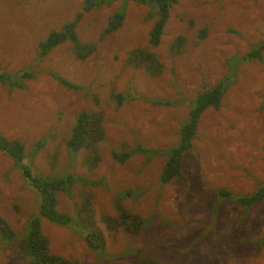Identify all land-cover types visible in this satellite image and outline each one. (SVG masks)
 Masks as SVG:
<instances>
[{
	"label": "rangeland",
	"instance_id": "obj_1",
	"mask_svg": "<svg viewBox=\"0 0 264 264\" xmlns=\"http://www.w3.org/2000/svg\"><path fill=\"white\" fill-rule=\"evenodd\" d=\"M105 3L82 12L83 0H0V72L17 82L32 76L19 82L22 90L0 83V139L22 145L21 166L32 176L76 177L68 195L57 194V209L75 217L89 201L106 241L99 259L74 228L42 220L50 253L69 264H264V200L245 210L217 194L248 195L264 185V50L261 58L238 62L264 41V0H178L155 47L148 42V7L135 0ZM116 13L121 26L108 32ZM72 22L93 54L84 57L68 39L41 59L38 42ZM178 37L185 42L174 54ZM136 49L157 56L160 74L127 65ZM221 81L228 85L219 109L202 113L193 148L182 156L184 180L161 184L191 102ZM114 94L127 97L119 107ZM85 112L105 116L93 170L84 151L68 149L76 117ZM136 148L155 154L134 153L123 164L111 157ZM125 192L131 196L122 206L148 221L137 235L109 232L103 222L117 217L115 199ZM38 205L16 161L0 151V216L17 235L11 243L0 240V264H28L18 242L28 221L38 218Z\"/></svg>",
	"mask_w": 264,
	"mask_h": 264
},
{
	"label": "trees",
	"instance_id": "obj_2",
	"mask_svg": "<svg viewBox=\"0 0 264 264\" xmlns=\"http://www.w3.org/2000/svg\"><path fill=\"white\" fill-rule=\"evenodd\" d=\"M139 5H145L149 8V17L153 20V25L149 31V45L158 46L161 37L164 33V28L169 19V12L173 5H176L178 0H135ZM108 3V2H107ZM105 0H83L82 12H89L93 8L107 4ZM110 5V4H108ZM78 14L76 21L80 18ZM123 21L120 14H114L109 19L108 32L115 31L121 26ZM75 22H72L59 32H50L46 38L39 41L37 44L38 56L45 58L58 45L66 40H71L77 48L84 50V57H90L95 50L93 47L84 46L78 41L75 31ZM205 30H202L203 33ZM107 32V33H108ZM201 35L203 36V33ZM201 36V37H202ZM185 42L183 37L175 39L171 45V52H177L182 49ZM86 47V48H85ZM262 50H264V41L260 44L258 50H252L244 55L238 62H245L261 58ZM128 66L135 68H143L151 76H157L162 70V65L157 60V56L148 52L146 49H136L129 53L126 60ZM54 77L59 84L67 88H75L74 85L68 83L61 77ZM231 77V76H228ZM18 78L28 80L32 78L31 75L22 74ZM9 75H4L0 72V83L13 87L12 89L22 90L24 87L21 81H11ZM227 82L221 81L218 85L206 89L199 93L197 97L191 102L192 107L189 112L187 120L180 126L178 134V144L175 148L167 154V161L163 166L160 174V182L167 185L174 181H183V173L181 171V159L184 153L190 152L193 148L192 141L196 136V131L200 116L208 109H219L220 101L225 93ZM126 96L122 94H114L113 100L116 106H121L126 101ZM154 104H161V102L152 101ZM105 116L102 112H85L76 117V122L72 130L71 138L68 142V149L71 153L84 151V163L89 170L98 167L100 157L97 151L98 144L104 138V123ZM22 145L17 143H8L0 139V151H3L10 157L11 160L16 161V166L26 184L38 196V218L30 219L27 228L23 233L22 239L18 242V249L25 254L28 264H69V262L60 256L50 253L49 242L41 230L42 220L58 226L74 228L77 234L80 235L88 250L95 253L99 259L105 256L106 241L103 232L95 226L94 213L91 209L89 201H85L79 213L75 217L60 212L57 209L58 198L57 194L62 192L68 195L72 186L76 183V177L68 175L57 179H46L43 177L32 176L30 170L21 166L24 157L22 153ZM134 153L155 154L150 150L143 148H136L134 151H122L121 153H111V157L118 163H125ZM88 186H95L103 184L101 181H90ZM218 198L221 200H232L236 205L242 209H249L264 200V185L259 187L254 193L248 195L238 196L231 194L223 189L218 191ZM131 196L129 192L120 193L116 196L115 203L117 209V217H103L106 229L116 231L118 229L124 230L131 235H137L140 230L144 229L148 224L147 220L132 214L122 206V199ZM75 225V227H71ZM17 238L16 233L12 231L6 221L0 216V240H6L8 243L13 242ZM145 264H159L155 259L147 260Z\"/></svg>",
	"mask_w": 264,
	"mask_h": 264
},
{
	"label": "crops",
	"instance_id": "obj_3",
	"mask_svg": "<svg viewBox=\"0 0 264 264\" xmlns=\"http://www.w3.org/2000/svg\"><path fill=\"white\" fill-rule=\"evenodd\" d=\"M50 33V32H49Z\"/></svg>",
	"mask_w": 264,
	"mask_h": 264
}]
</instances>
